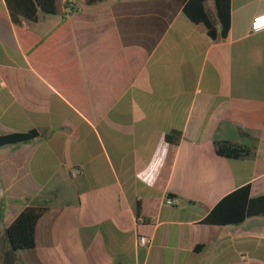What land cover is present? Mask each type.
Wrapping results in <instances>:
<instances>
[{"label": "crops", "instance_id": "0c3cea01", "mask_svg": "<svg viewBox=\"0 0 264 264\" xmlns=\"http://www.w3.org/2000/svg\"><path fill=\"white\" fill-rule=\"evenodd\" d=\"M66 1L16 22L0 0V135L38 132L0 147V264H264V216L204 221L243 186L264 195V0H230L219 40L181 0ZM28 206L36 244L16 250Z\"/></svg>", "mask_w": 264, "mask_h": 264}, {"label": "trees", "instance_id": "16d2710c", "mask_svg": "<svg viewBox=\"0 0 264 264\" xmlns=\"http://www.w3.org/2000/svg\"><path fill=\"white\" fill-rule=\"evenodd\" d=\"M14 21L19 16L36 21L40 14H71L79 10L70 1L62 0H6ZM95 3L101 0H85ZM184 13L195 23L206 26L213 40L225 39L229 36L231 27L230 0H214L218 22L212 18L207 6L208 0H181ZM63 2V3H62ZM65 9V10H64ZM19 13V14H17ZM38 135L36 130L14 132L0 135V147L4 145L26 142ZM170 141H176L178 134L168 135ZM217 154L239 159L253 154V150L243 144L231 141L216 142ZM44 208L38 206L26 207L8 227L7 233L12 247L16 250L32 249L36 244V225L43 214ZM264 216V195L252 197L250 187L243 186L225 196L207 215L206 223L226 225L241 223L248 217Z\"/></svg>", "mask_w": 264, "mask_h": 264}, {"label": "built area", "instance_id": "2783aa9c", "mask_svg": "<svg viewBox=\"0 0 264 264\" xmlns=\"http://www.w3.org/2000/svg\"><path fill=\"white\" fill-rule=\"evenodd\" d=\"M251 29L253 32H258L264 29V13L257 14L253 17L251 21ZM78 172L77 169L74 170V173ZM172 199H168V203H172ZM137 244L139 246H150L151 238L146 235H138Z\"/></svg>", "mask_w": 264, "mask_h": 264}, {"label": "water", "instance_id": "95a60500", "mask_svg": "<svg viewBox=\"0 0 264 264\" xmlns=\"http://www.w3.org/2000/svg\"><path fill=\"white\" fill-rule=\"evenodd\" d=\"M2 193V187H1V184H0V194Z\"/></svg>", "mask_w": 264, "mask_h": 264}]
</instances>
